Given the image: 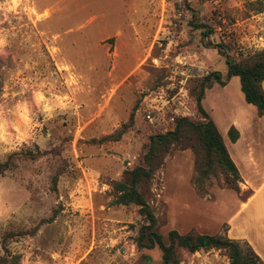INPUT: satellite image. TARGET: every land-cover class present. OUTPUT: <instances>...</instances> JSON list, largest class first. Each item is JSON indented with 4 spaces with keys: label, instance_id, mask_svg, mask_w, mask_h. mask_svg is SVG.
<instances>
[{
    "label": "rangeland",
    "instance_id": "374dc122",
    "mask_svg": "<svg viewBox=\"0 0 264 264\" xmlns=\"http://www.w3.org/2000/svg\"><path fill=\"white\" fill-rule=\"evenodd\" d=\"M217 44L234 61L264 49V0H0V162L11 155L0 174V254L18 264H160L156 246H136L137 206L113 204L112 185L142 164L149 135L175 117L199 118L189 90L212 70L224 78ZM204 97L217 126L250 107L237 76L211 82ZM132 109L118 140L96 142ZM187 144H170L137 185L164 242L171 228L225 230L203 217L221 214L217 190L230 188L218 171L192 184ZM236 184L243 198L249 191ZM33 227L2 247L8 231ZM182 259L228 264L222 249Z\"/></svg>",
    "mask_w": 264,
    "mask_h": 264
},
{
    "label": "trees",
    "instance_id": "16d2710c",
    "mask_svg": "<svg viewBox=\"0 0 264 264\" xmlns=\"http://www.w3.org/2000/svg\"><path fill=\"white\" fill-rule=\"evenodd\" d=\"M185 1V0H184ZM196 23L194 26H202V35L211 33V27ZM218 53L221 54L225 64V76L220 72L212 70L200 77L192 79L194 84L189 90L194 102V108L199 115L198 119L188 116H178L171 121V127L164 132L151 134L142 144V164L124 171V178L113 183V204L127 205L132 203L137 206V213L141 222L137 228L135 244L137 247L152 248L156 246L160 252V264H185L183 254H191L198 250L222 249L226 252L228 264H262L259 257L253 252L244 240L231 239L225 233H197L193 229L186 233H179L175 229H168L165 234V242L159 232L155 229L156 219L151 208H149L143 195L137 189V185L147 180L153 170V162L160 154L167 151L170 144H187L194 154L195 173L191 177L194 186L202 185L203 180L213 175L216 171L223 174L227 186L238 191V171L231 160L223 139L215 126L213 120L205 112L201 105L204 89L211 82L224 85L231 76H237L239 88L242 92L243 101L251 104L257 116L264 118V91L261 86L264 80V49H258L252 53L234 61L217 44ZM133 121V109L129 112L127 119L120 123L111 132L95 139L100 143L106 140H118L120 136L131 126ZM226 136L230 142L238 138L237 129L230 124L226 130ZM37 153V151H36ZM36 153L26 151L28 156ZM10 156L0 162V174L11 166ZM56 175L51 182L54 184ZM199 189V188H197ZM36 227L27 231H8L3 235L2 247L5 238L12 234L34 232ZM242 244L244 247H242ZM6 251V250H5ZM0 264H18L17 255L0 254Z\"/></svg>",
    "mask_w": 264,
    "mask_h": 264
},
{
    "label": "crops",
    "instance_id": "0c3cea01",
    "mask_svg": "<svg viewBox=\"0 0 264 264\" xmlns=\"http://www.w3.org/2000/svg\"><path fill=\"white\" fill-rule=\"evenodd\" d=\"M261 86L264 91V80ZM204 100L205 97L201 99L202 107ZM251 106L240 104L237 110L231 111L221 126H217L209 115L238 171L240 189L249 192L239 198V191H230L231 188L218 189V198L214 202L220 205L221 214L205 215L203 218L215 221L216 231L220 227L218 225L224 224L223 233L231 239L246 241L264 264V118L257 116ZM204 110L207 113L206 109ZM230 124L238 131V138L234 142H230L226 136ZM192 191L195 194L194 190Z\"/></svg>",
    "mask_w": 264,
    "mask_h": 264
},
{
    "label": "built area",
    "instance_id": "2783aa9c",
    "mask_svg": "<svg viewBox=\"0 0 264 264\" xmlns=\"http://www.w3.org/2000/svg\"><path fill=\"white\" fill-rule=\"evenodd\" d=\"M145 116L149 118V115H148V113H147Z\"/></svg>",
    "mask_w": 264,
    "mask_h": 264
}]
</instances>
